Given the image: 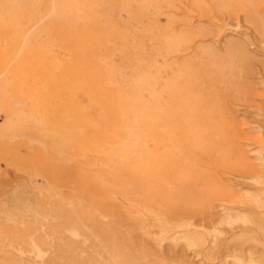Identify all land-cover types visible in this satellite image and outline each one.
Segmentation results:
<instances>
[{"label": "rangeland", "instance_id": "obj_1", "mask_svg": "<svg viewBox=\"0 0 264 264\" xmlns=\"http://www.w3.org/2000/svg\"><path fill=\"white\" fill-rule=\"evenodd\" d=\"M0 264H264V0H0Z\"/></svg>", "mask_w": 264, "mask_h": 264}]
</instances>
